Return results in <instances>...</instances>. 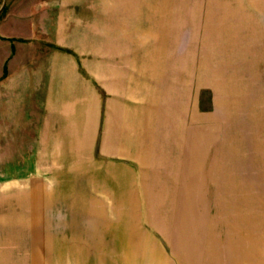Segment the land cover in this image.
I'll return each instance as SVG.
<instances>
[{"label":"rangeland","instance_id":"rangeland-1","mask_svg":"<svg viewBox=\"0 0 264 264\" xmlns=\"http://www.w3.org/2000/svg\"><path fill=\"white\" fill-rule=\"evenodd\" d=\"M152 2L0 0L77 69L0 72V264H264V0Z\"/></svg>","mask_w":264,"mask_h":264},{"label":"crops","instance_id":"crops-1","mask_svg":"<svg viewBox=\"0 0 264 264\" xmlns=\"http://www.w3.org/2000/svg\"><path fill=\"white\" fill-rule=\"evenodd\" d=\"M145 1H147V3L150 4V2L157 1V0H145ZM159 1H162V0H159ZM13 21L16 24L14 26L12 25L11 28L14 27L17 30L25 31L24 32L25 34L29 32L30 33L29 38H31L32 34H35L37 30L39 31V33H41L42 36L46 34V32H42V30H39V25H37V27L34 25V22H35L34 17L29 18V16L27 15H16ZM35 29L37 30L35 31ZM59 31L64 36L65 34L64 28L61 27ZM60 32L59 34H53L54 39L58 40V38H61ZM5 42L6 41L3 40L2 37H0V45H3ZM25 44H28V43H22V41L17 42V45H15L14 49H13V46L7 45L8 52H9L7 54L6 53L4 54L2 49H0V63H1L0 72L1 73L3 70H5L6 65L8 66L7 64L8 62L10 63V65L15 63V69H14L15 73L12 76L10 80V84H9L10 91H11L10 93L12 95L17 94L18 90H20V92L22 91V95L35 94V92L41 95L42 90H36V87L37 85H39L38 88H41L42 86H44L42 83L46 80H48L47 85L51 88L50 89L51 92L49 91V93L47 92L46 94L47 95L51 93L60 94L62 92L61 88L65 86V85L61 86V82L66 81V74L68 72L71 74L68 76L70 79L76 78V75L74 74V72L77 70L75 64L65 63L63 59L64 54H62V52L60 53V51L56 49H53V51L51 52V50L48 48L46 49L42 47L37 48V47H33V45L26 46ZM32 49H35V51L32 52ZM51 54L56 56L55 58H53L52 62L50 61ZM49 81L51 83H49ZM93 221L95 222V224H99L101 226H103L105 222L104 220H101L100 222L98 220H93ZM77 222H78L77 218H73L71 220L72 224H76ZM129 222L130 221H128V218L123 217L119 219L118 225L122 228V232L123 230H125V228H128L127 225H129ZM45 236L46 237L44 241L46 242V245L53 247V249L52 248L50 249L55 251L57 254L61 255L62 249H63L62 247L63 243L61 241L54 240V238H52L51 236V233H48ZM93 236L96 237L95 234ZM120 236L123 237L124 235L120 234ZM72 244L73 243H70V245ZM70 245L68 244L69 246L68 251L69 253L73 254L75 252V247L70 246ZM82 249H83V253H89L92 247L88 245H84Z\"/></svg>","mask_w":264,"mask_h":264},{"label":"bare ground","instance_id":"bare-ground-1","mask_svg":"<svg viewBox=\"0 0 264 264\" xmlns=\"http://www.w3.org/2000/svg\"><path fill=\"white\" fill-rule=\"evenodd\" d=\"M230 44V43H229ZM248 218H250V217H248Z\"/></svg>","mask_w":264,"mask_h":264}]
</instances>
